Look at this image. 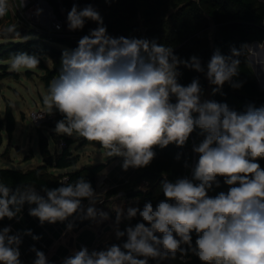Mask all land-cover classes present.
Wrapping results in <instances>:
<instances>
[{"label":"clouds","instance_id":"obj_1","mask_svg":"<svg viewBox=\"0 0 264 264\" xmlns=\"http://www.w3.org/2000/svg\"><path fill=\"white\" fill-rule=\"evenodd\" d=\"M8 10V0H0V18ZM42 11L37 9L36 14ZM89 20L97 27L81 37L76 48L63 49L58 76L43 99L47 109L62 117L55 133L98 143L106 157L121 158L125 172L150 166L157 147H184L197 129L202 139L192 145L198 160L191 178L173 181L163 176V199L155 206L148 200L142 208L115 210V238L126 237L122 244L91 251L81 246L62 264H149L150 260L161 264L178 254L182 261L194 255L201 264H264V168L259 162L264 160V105L249 103L238 111L226 102L203 99L199 77L187 85L179 83L178 69L183 66L203 73L214 86L212 95L223 94L226 83L241 88L243 82L233 78L239 76L238 57L247 46L231 47L230 55L214 50L205 68L197 56L182 59L155 39L109 35L91 4L82 9L73 4L67 13L70 31L82 30ZM0 33L20 35L14 25ZM39 64L38 54H10L12 71L35 70ZM44 114L53 112L37 119ZM175 159H180L179 153ZM221 180L227 192L210 196L221 187ZM59 185L43 187L41 195L35 187L13 190L0 181V221L17 219L25 204L35 205L28 215L41 225L72 218L68 231L75 219L99 223L109 219L107 211L96 207L103 203L98 196H106L107 188L97 193L83 176L70 183L60 180ZM137 217L134 225L119 228L121 222ZM11 232L10 225L0 228V264H22L23 237L42 238L31 229ZM30 251L35 254L32 264H49L35 245Z\"/></svg>","mask_w":264,"mask_h":264},{"label":"trees","instance_id":"obj_2","mask_svg":"<svg viewBox=\"0 0 264 264\" xmlns=\"http://www.w3.org/2000/svg\"><path fill=\"white\" fill-rule=\"evenodd\" d=\"M54 11L63 18L68 11L71 10L73 4L82 9L86 5L91 4L103 18L104 25L109 35L114 37H136L155 39L156 42L173 48L174 53L182 59H189L195 55L200 58L202 65L205 66L212 56L214 50L219 49L222 54L230 55L231 47L240 50L242 45L248 42L258 41L264 43V0H61V7L57 0H49ZM10 15V16H9ZM7 17H11L8 13ZM6 17V18H7ZM3 18H0V23ZM67 20V19H66ZM19 32V36L15 34L0 33V78L8 75V64L5 63L10 59L11 53L28 52L29 54H38L40 56L39 68L43 70L42 82L49 87V83L58 76L60 61L65 46L68 49H74L78 46L77 39L72 35L57 37L46 33H41L29 27L14 25ZM97 23L94 21H86L82 30H77L80 37L87 35L91 29H95ZM24 37H28L25 41ZM247 48L243 54L238 57L240 60L239 76L234 77V81L243 82V86L239 89H233L227 83L223 86L222 93L212 95V99L217 102H226L230 107L242 111L249 103L255 104L257 107L264 105V87H262L251 68V64L247 58ZM50 59V63H46L45 59ZM255 66L258 63V53L254 51ZM260 65V64H258ZM181 73L179 83L182 85L189 84L193 78L199 77L200 84L204 92L212 85L209 84L203 73H198L192 69L180 66L178 69ZM257 71V70H256ZM15 75V71H13ZM174 101V98H173ZM62 117L58 112L44 120V125L55 128L56 122ZM15 129L14 116L9 105L5 108V118L0 120V130H4L8 137L12 136ZM38 149L42 159L41 164L28 169L0 167V181L15 190L20 187L21 191L28 186L41 190L43 187L56 188L59 181L65 175L68 180L78 178L81 174L89 180H94L99 173L107 167V163L98 162L90 163L77 168L74 171L65 173H54L53 168H67L77 165L79 155L73 154L70 145L73 142L71 137L56 134L50 131L46 135L43 130H38ZM197 129L190 136L187 144L178 148L175 144H170L164 149L155 148L156 158L150 166L142 169L130 168V174L127 180L118 184L112 190L121 189L126 197L135 198L136 206H143L145 201L151 200L153 205L163 199L160 181L163 176L169 180H175L178 177H189L192 175V168L198 160V154L192 151L193 143H199L202 137L197 135ZM50 139L57 143L64 144L63 147L50 148ZM2 136L0 135V146L2 145ZM61 144V145H62ZM82 144H95L96 142H88L82 140ZM180 159L176 160L177 154ZM121 159V158H120ZM185 162L189 165L185 167ZM261 167L264 168V160L259 161ZM227 186L221 180V187L215 188L209 192L210 196H215L221 191L227 192ZM29 209H23L17 214V219L8 220L5 218L0 221V228L4 226H12V232H23L31 229L35 235L42 238L39 241H33L31 236H24L23 243L20 246L22 264H32L35 254L30 251V247L35 245L38 250L47 252L48 246L52 239L47 236L49 223L41 225L38 218L28 215ZM72 220H66L59 224L65 228ZM139 217L131 222L123 221L119 228L123 230L128 223L135 224ZM73 231H78L88 220L75 219ZM51 229V228H49ZM53 238H57L60 230L53 232ZM159 235V233H157ZM78 241L86 246H91L95 239V233L88 228L79 231ZM126 237L116 240L115 232L111 241L107 245L122 244ZM195 235H193V242ZM81 248V247H80ZM65 248H57L58 254L66 253ZM91 251V250H90ZM59 256L55 253L50 257L49 264H62V260H58ZM155 264V261L149 262ZM161 264H201L197 257L189 254L182 261L179 258L175 260H164Z\"/></svg>","mask_w":264,"mask_h":264},{"label":"rangeland","instance_id":"obj_3","mask_svg":"<svg viewBox=\"0 0 264 264\" xmlns=\"http://www.w3.org/2000/svg\"><path fill=\"white\" fill-rule=\"evenodd\" d=\"M64 16L67 19L65 14ZM66 19V26L64 29L68 30ZM4 27H8L6 19L0 23V29ZM77 38L78 42L81 37L77 35ZM61 48L65 49L66 47L61 46ZM45 62L49 64L50 59L46 58ZM5 63L9 66L10 59ZM7 71H9V74L0 78V120L5 118V108L9 105L14 116L15 129L11 137H8L4 130H0V135L3 140L2 145L0 146V167L20 169L36 167L42 162L37 143L38 130H43L46 135H49L50 131H54V128L49 126L46 127V125H44V120L49 114H44L42 119H37L41 113H48L49 111L53 112V114L55 113L54 109L49 110L43 104L44 96L48 94V89L42 82L41 78L43 70L39 67L35 70L22 69L19 72L15 71L16 74L14 75L9 66ZM71 138L73 139V142L70 145V150L73 154L79 155V161L75 166L63 169H51L54 173H65L68 171H74L85 164L105 162L107 163L108 167L106 168H108V170H103L102 175L106 174L105 181L109 184L104 185V188L106 186H111L109 189H113L118 184H121L128 179L130 169L126 172L122 170V160L119 157H106L103 154L104 150L101 147H98L95 144H82L83 138L78 137L75 134H73ZM59 142L54 143L50 139V148L53 150L54 148H60V146L63 147L64 144L61 143V145ZM99 180L100 179L97 176V187L99 186ZM40 192L42 191L40 190ZM42 194L44 195L43 192ZM108 196H111L110 203L112 208L105 209V206L103 207L102 204L100 205L101 207H98L109 213V219L101 224L103 226L105 224H107L106 226L109 224L114 226V230L110 234L107 232V243L111 241L115 232V210H126L129 206H136L137 201L135 198L131 199L126 197L124 191L121 189L115 191L112 190L111 193H108ZM104 203L106 202L104 201ZM106 226L104 227L105 229ZM73 241L74 238L72 236L70 237V234H64V239L62 240L64 244L73 248ZM65 258L66 257H63V260Z\"/></svg>","mask_w":264,"mask_h":264},{"label":"built area","instance_id":"obj_4","mask_svg":"<svg viewBox=\"0 0 264 264\" xmlns=\"http://www.w3.org/2000/svg\"><path fill=\"white\" fill-rule=\"evenodd\" d=\"M57 2L61 7V0H57ZM8 4L9 12L11 13V18L9 17L7 19L8 26L20 25L22 27H29L35 29L36 31L41 32L43 34L46 33L57 37H63L70 34L73 37L77 38L78 34L75 33V31L64 29L66 24L63 22V18H61V16L54 11V8L50 4L49 0H8ZM37 9L43 10L40 15L36 14ZM262 25H264V21H262ZM209 100L213 99L210 98ZM102 174L103 171L97 175L100 179L98 183V188L100 192H103L105 188H107V190L111 188V186H106L104 188V185H107L109 183L105 181L106 174ZM61 180H68V176L65 175L61 178ZM106 197L107 195L98 196V200H103L102 205L104 204V201H106ZM83 203L85 206H87V200H85ZM100 205L101 203H97L96 207H101ZM94 224L95 239L90 250L98 249L99 243L96 242V238H98V234H100V229H102L103 227L99 222L95 221ZM45 255L50 263V253L47 252ZM59 260H63V258H60Z\"/></svg>","mask_w":264,"mask_h":264},{"label":"crops","instance_id":"obj_5","mask_svg":"<svg viewBox=\"0 0 264 264\" xmlns=\"http://www.w3.org/2000/svg\"><path fill=\"white\" fill-rule=\"evenodd\" d=\"M8 13H9V10H8V12H7V14L3 17V20L4 19H8L9 17H7L8 16ZM10 16V15H9ZM7 17V18H6ZM2 20V21H3ZM2 23V22H1ZM248 51V50H247ZM248 58V57H247ZM248 60H249V62H250V59L248 58ZM250 64H251V62H250ZM252 66V65H251ZM252 68H253V66H252ZM253 70H254V72H255V69L253 68ZM256 73V72H255ZM205 95H204V97H203V99H210V98H212V91H211V89L210 88H208L205 92ZM108 167V166H107ZM130 169V168H129ZM106 170H108V168H106L105 169V171ZM80 176H83L87 181H89V182H91V184H92V186H93V188L95 189V191L97 192V193H99L100 191H99V188L96 186L97 185V180H96V178L94 179V180H89V179H87L86 178V176H84V175H80ZM79 176V177H80ZM64 177V176H63ZM77 178H72V179H69V180H67V182H73V181H75ZM36 189V188H35ZM36 191L37 192H39L41 195H43L42 194V192H40V190H37L36 189ZM107 199H106V203H104L103 204V207L105 206V209H111L112 207H111V203H110V200H111V196H108L107 195V197H106ZM126 199V198H125ZM127 200V199H126ZM35 205H28V204H25L24 205V207H23V209H29L30 207H34ZM89 221V223H85L78 231H73V230H71V231H68L67 230V227H65V228H62L61 229V227L59 226V224H60V222H57V223H55V224H50L49 223V226H48V228H45L46 229V231H47V236H49L51 239H52V241H51V243H50V245L48 246V249H47V252H49L50 253V255L52 256L54 253L57 255V256H59V258H58V260L60 259V258H63V257H67V256H71L75 251H78L79 249H80V247H81V243L78 241V239H77V237H78V233H79V231L80 230H82V229H86V228H88V229H90L91 231H93L94 232V229H95V221H92V220H88ZM46 225V224H45ZM102 225V224H101ZM107 224H105L103 227H102V229H100V234H98L99 236H98V238H96V242H98L99 243V245H98V249L97 250H100V249H103L104 247H105V245H106V242H107V240L108 239H106V237L108 236V233L107 232H109V234L114 230V226L112 225V224H109L108 226H106ZM106 226V229L104 228ZM11 228H12V226H11ZM49 228H51V229H49ZM60 230V234H59V236L57 237V238H53V236H54V234H53V232L54 231H56V233L58 232ZM70 234V237L72 236L73 238H74V241H73V248H70L69 246H67L66 244H64L63 242H62V240L64 239V234ZM95 233V232H94ZM60 245V247H62V248H65V249H67L66 250V253H63V254H58L59 252L57 251V248H58V246ZM93 245V243L91 244V246ZM91 246H89L88 247V249L90 250V248H91ZM46 252V253H47Z\"/></svg>","mask_w":264,"mask_h":264},{"label":"water","instance_id":"obj_6","mask_svg":"<svg viewBox=\"0 0 264 264\" xmlns=\"http://www.w3.org/2000/svg\"><path fill=\"white\" fill-rule=\"evenodd\" d=\"M246 46L248 50L247 57L250 59L251 65L255 69V74L259 84L264 87V43H260L255 40L246 43ZM254 51L258 53V63L256 66L254 61Z\"/></svg>","mask_w":264,"mask_h":264}]
</instances>
